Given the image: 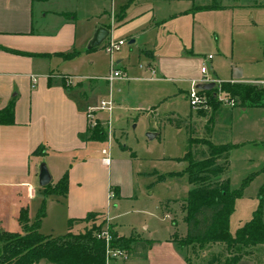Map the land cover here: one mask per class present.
<instances>
[{"label":"rangeland","instance_id":"1","mask_svg":"<svg viewBox=\"0 0 264 264\" xmlns=\"http://www.w3.org/2000/svg\"><path fill=\"white\" fill-rule=\"evenodd\" d=\"M241 1L222 0V4L231 5L223 9L197 8L192 0L131 2L121 7L120 0H114L113 6L109 0L102 2L106 11L96 26L112 25L113 38L122 39L117 29L123 22L118 20V14L125 13L123 27L141 33L142 45L146 44L155 55L153 72L150 69L152 58L140 46L128 44L126 40L112 57L105 51L104 42L88 50V36L91 30V34L96 30L94 20L81 21V17H77V32L82 34L87 28V41L80 35L77 43L80 54L70 57L57 54L54 67L76 75L72 78L73 87L81 81L86 85L95 81L97 88L91 94L89 88L84 89L89 96L87 103L95 105L92 110L99 111L100 102L108 100L110 93L113 105L110 112L101 111L96 117L102 124L95 119L89 122L91 127L97 124L102 127L106 138L91 147L93 154L89 152L88 161L78 174L77 180L82 184L71 186L65 201L43 192L35 200V212L42 206L44 210L39 225L41 233L56 236L68 230L81 231L94 221L78 222L69 229L68 209L86 206L87 211H103L108 215L111 223L104 218V227L112 225L120 236L140 239L147 244L145 250L125 249L126 258L110 259L107 264H189L187 256H191L190 264H204L202 260L211 258V253L218 249L216 246L213 250L208 249L209 246L191 247L194 252L179 246V240L185 238L187 231L185 212L180 205L191 189L184 157L189 149V137L209 139L206 132L209 133L219 111L228 112L233 107L228 119L219 117L212 136L213 142L227 141L234 145L228 153L224 176L228 177L231 189L241 188V194L234 201L229 232L234 234L252 218L260 202V187L264 184V120L261 116L264 111L252 108L244 114L237 101L234 106L220 101L211 121L194 117L195 110L186 91L191 89L192 80L200 83L202 74L197 80H186L171 71L159 73L158 70L159 64L171 63L169 58L185 56L188 59L186 71L200 69L204 61L205 77L216 87H220V82L230 81L233 67L240 68L244 80L264 81V0L258 6L232 5ZM152 10L164 15L157 24L150 22ZM119 55H125V77L111 83L100 79L99 76L109 74L112 64L116 67ZM209 55L212 56L210 61ZM218 94L225 97L224 92ZM170 114L173 116L168 119L166 116ZM177 120L183 121L178 125ZM150 132L156 133L151 139L147 136ZM108 146L110 164L104 166L100 164L101 151ZM200 148L205 150L206 146L193 148L197 158L201 155ZM64 159V156L48 154L41 158L37 170L45 164L55 182L62 174ZM109 188L111 193L108 194ZM117 188L122 190L120 195L114 191ZM102 219L99 216L95 223L101 224ZM222 251L219 262L225 254V249ZM41 263L49 264L45 260ZM236 264H264V245L255 246L250 255Z\"/></svg>","mask_w":264,"mask_h":264},{"label":"crops","instance_id":"2","mask_svg":"<svg viewBox=\"0 0 264 264\" xmlns=\"http://www.w3.org/2000/svg\"><path fill=\"white\" fill-rule=\"evenodd\" d=\"M104 1L100 0L99 4L98 0H0V109L10 102L14 103V123L0 124V227L5 230L22 233L18 220L21 208L27 209L29 222L33 221L36 213L33 204L39 196H42V187L38 184L37 170L41 158L48 154L66 158L61 163L62 174L59 178L63 173H68L67 195L65 198L55 195L56 199L65 201L71 186H74L75 183L82 184L77 180L78 174L82 173V169L88 161L89 152L93 154L91 147L94 144L103 143L96 140H81L78 137L79 133H84L87 130L91 120L88 115H93L92 117L100 122L96 117L103 110H92L95 105L87 103L89 96L84 92L85 88H89L88 92L91 94L97 88V84L95 81L93 83L89 81V84L86 85L85 81H81L78 83L79 85L73 87L72 78L76 75L67 71H58L54 66L55 58L59 53L76 52V54H80L81 49L77 48L80 35L85 41V36L89 33L87 34V28L82 31V34L77 32V17L80 16L81 21L90 22L94 20L93 27L96 29L98 21L106 11L102 4ZM109 1L113 6L114 2L112 4L111 0ZM120 1L121 7L131 2L148 1L154 3L158 0ZM126 1L127 4H125ZM192 1L196 7L212 5V8L223 9L231 6L222 4V0H206L211 4L204 3V0ZM262 1L242 0L232 5L235 7L249 6L250 4L258 6L262 5ZM163 16L159 12L153 11L150 22L157 24L164 18ZM125 17H127L125 13L118 14V20L123 22L122 27L117 29L120 34L118 36L126 40L128 44L140 46L142 51L152 58L150 68H154L156 64L153 51L146 48V44L142 45L144 40L141 33H136L133 28L123 27ZM91 31L89 34L91 36H88L89 39L94 34V31L92 34ZM124 56L119 55L116 60V68L127 72L125 65H123ZM187 60L185 56L171 57L169 58L171 63L159 64V73L171 71L177 77H186V80L196 79L201 74L200 69L192 71L189 69L187 72L185 68ZM203 64H205L204 61L201 65ZM103 76L101 75L99 78L103 79ZM33 79L35 80L33 81ZM230 81L250 83L252 80L242 79L241 74L239 79L232 76ZM191 82L194 83L195 81L192 80ZM186 92L188 93V91ZM109 97H111V93ZM233 108L228 112L219 111L214 123L212 121L213 124L209 128V133L206 132V136L212 142L217 120L220 116H226L228 119L229 115H232ZM252 108H259L264 111V106H257L242 107L241 112L246 114ZM172 116L170 114L166 117L171 118ZM261 116L264 120L263 112ZM194 117L198 118L199 116L196 114ZM100 124L102 123L100 122ZM221 143L228 142L219 141L216 144ZM231 143L229 142V144ZM38 146L43 147L41 153L34 152ZM103 149L109 151V146ZM101 154L103 157L102 151ZM227 156L229 157V154ZM36 157L38 159L33 161ZM102 157L100 164L108 166L110 161L105 163ZM69 158L70 162H68ZM63 163L66 164L63 165ZM222 178H225L224 174ZM114 191L120 195L122 190L117 188ZM110 192L111 188L108 189V194ZM50 196L54 195L50 194ZM91 207L90 209H93ZM180 207L182 209V202ZM87 209L89 208L86 206L70 207L68 213L71 218L79 219L90 211ZM104 216L110 222L108 215L104 213ZM78 222L82 223L75 220L74 224ZM116 232L118 233V231ZM136 242L129 249L130 251L133 249L143 250L140 242L144 241L138 239ZM215 246L217 245L212 246V250Z\"/></svg>","mask_w":264,"mask_h":264},{"label":"trees","instance_id":"3","mask_svg":"<svg viewBox=\"0 0 264 264\" xmlns=\"http://www.w3.org/2000/svg\"><path fill=\"white\" fill-rule=\"evenodd\" d=\"M212 7V5L199 6V8ZM74 54L76 52L59 53L58 55L70 57ZM199 91L205 94L207 107H199L195 113L199 117L209 120L215 116L214 109L220 106L219 91L224 92L226 97L235 99L242 107L264 106L263 85L224 81L220 82V87L215 85L213 89ZM181 121L183 120H177L176 123L180 125ZM12 123H14V103L10 102L0 109V124ZM78 137L81 140L104 141L106 133L98 124L91 127L88 123L86 132L79 133ZM198 145L206 146L205 150L200 148V158H197L193 152V148ZM232 146L234 145L216 144L207 138L190 136L189 149L184 157L187 162L186 173L191 189L187 198L182 202L187 232L185 238L179 240V246L194 252L191 247L197 246L199 249H204L209 246V249L213 245H217L218 249L211 253L213 256L202 260L204 264H236L243 257L250 255L255 246L264 245V184L260 187V202L257 209L254 210L252 218L238 227L234 234L228 230L235 198L241 194V188L231 189L229 179L222 178L227 170V154ZM42 150L43 147L38 146L34 152L41 153ZM159 178H163V176ZM67 191V172L63 173L57 182H50L42 187V192L46 196L54 194L65 198ZM43 215L42 206L33 221L29 222L27 209L21 208L18 220L22 233L8 231L0 227V264H42L43 260L49 264H107L105 239L97 236L104 228L103 223L106 218L103 212L89 211L82 218L69 219V229L75 220L94 222L85 225L81 231L68 230L56 236L43 234L39 231ZM99 216H102V222L96 224ZM108 233L110 235L109 245L113 248L130 249L132 247L130 243L133 245L137 243L133 237L125 238L118 235L111 225L108 226ZM140 243L145 250L147 244ZM222 249H225V254L223 261L219 262V257L223 254ZM190 257H186L189 264Z\"/></svg>","mask_w":264,"mask_h":264},{"label":"built area","instance_id":"4","mask_svg":"<svg viewBox=\"0 0 264 264\" xmlns=\"http://www.w3.org/2000/svg\"><path fill=\"white\" fill-rule=\"evenodd\" d=\"M111 2L113 4L114 0H111ZM111 16H112V20H113L114 17H113L112 14H111ZM108 28H109V33H108L106 39L103 42H104L105 51L110 55V57H112L113 53L119 51L121 49V47L125 44V40L124 39H115V38H113V36H112V25L109 26ZM210 58H211V55L208 56V59H210ZM151 71L153 72L152 69H151ZM200 72L202 74V78L200 79L201 83L210 82L211 81L210 79L205 77V74L207 73V68L205 67L204 64L201 65ZM124 77H125L124 72L121 69L116 68L112 64L109 74L103 76L102 78L105 81H107L108 83H111L115 79H123ZM34 80L35 79H33V81ZM251 83L263 85L264 81H253ZM196 84H197V81L193 83L191 89L188 91L190 105H191L193 110H196L199 107H203V108L207 107L206 96H205L204 93H201L199 91V89H197L195 87ZM218 100L219 101H223L224 103H227L229 106H234L235 105V99H233V98H228L226 96L224 98H222L218 94ZM112 105H113V101H112L111 97H109L108 100H102L100 102V105L98 106V109L110 112L111 109H112ZM88 116H90L92 120L94 119L92 117L93 115L90 114ZM102 153L104 154V156L102 157V160L105 163H109V161H110V159H109V151L103 149ZM109 196H111V194ZM97 236L98 237H102V238L105 239V242H106V259H107V261H109L110 259H114V258H126L127 257V252H126L125 249L113 248V247H111L109 245L110 235L108 233V225L105 226L97 234Z\"/></svg>","mask_w":264,"mask_h":264},{"label":"water","instance_id":"5","mask_svg":"<svg viewBox=\"0 0 264 264\" xmlns=\"http://www.w3.org/2000/svg\"><path fill=\"white\" fill-rule=\"evenodd\" d=\"M109 33V28L103 25H99L96 27V30L88 43V49L95 48L100 46L103 41L106 39ZM132 42V41H130ZM241 77V70L238 67H233V78L239 79ZM199 90H210L215 87V83L210 82H203L197 83L195 86ZM156 135L155 132H150L147 134L148 138H153ZM52 180V176L50 175L47 166L45 164H41L38 171V184L41 187L46 186Z\"/></svg>","mask_w":264,"mask_h":264}]
</instances>
